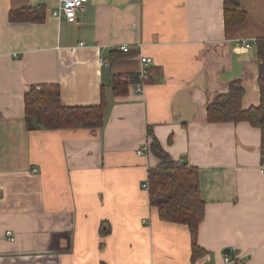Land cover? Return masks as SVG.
Segmentation results:
<instances>
[{
  "label": "crops",
  "instance_id": "crops-1",
  "mask_svg": "<svg viewBox=\"0 0 264 264\" xmlns=\"http://www.w3.org/2000/svg\"><path fill=\"white\" fill-rule=\"evenodd\" d=\"M59 1L0 0V264H264L261 131L206 120L233 79L242 108L259 103L264 0H239L247 19L228 34L222 0H88L74 22L51 15ZM25 6L43 20L9 21ZM141 56L143 91L114 95L112 74L137 75ZM39 84L66 106L103 96V124L27 129L24 95ZM153 138L198 168L194 260L188 227L160 219L142 187L156 159L137 150Z\"/></svg>",
  "mask_w": 264,
  "mask_h": 264
},
{
  "label": "trees",
  "instance_id": "trees-1",
  "mask_svg": "<svg viewBox=\"0 0 264 264\" xmlns=\"http://www.w3.org/2000/svg\"><path fill=\"white\" fill-rule=\"evenodd\" d=\"M224 32L230 33L247 19L239 0H222ZM44 18L42 7L25 6L9 11L12 22H39ZM259 103L242 108L244 87L240 79L229 81L225 93L216 94L206 105V120L212 122L246 121L261 131V152L264 155V37L255 40ZM150 76V73H149ZM149 80V79H148ZM146 80V82L148 81ZM138 81V75L114 73L111 89L114 95H124ZM105 98L98 105L66 106L60 100L57 84L31 86L24 95V117L29 130L98 128L104 121ZM147 136L151 137L149 129ZM156 164L147 171V190L151 205L157 208L160 219L188 227L194 260L204 253L196 241L197 229L204 216V201L199 191L198 168L185 160H177L153 138L149 143Z\"/></svg>",
  "mask_w": 264,
  "mask_h": 264
},
{
  "label": "built area",
  "instance_id": "built-area-1",
  "mask_svg": "<svg viewBox=\"0 0 264 264\" xmlns=\"http://www.w3.org/2000/svg\"><path fill=\"white\" fill-rule=\"evenodd\" d=\"M88 0H60L57 7L54 8L51 11V15L57 18L65 19L69 22H74L77 20V11L86 3ZM79 46H83V42L78 43ZM246 47H249L248 44L245 45ZM120 50L123 52H128L127 46H121ZM141 63L144 65V67L141 68V70L138 72V81L131 84V86L134 88V91L137 93H141L144 89L146 80L149 79V72H148V65L152 62L151 58L148 56H141L140 58ZM100 63H103V60H100ZM150 153L149 148V142L145 141L140 148L137 150L138 155H145ZM261 172H264V168L260 170ZM142 187L147 189V183L144 181L142 183ZM6 237L10 241H14L13 234L10 230L5 231ZM225 260H228V257H225Z\"/></svg>",
  "mask_w": 264,
  "mask_h": 264
},
{
  "label": "water",
  "instance_id": "water-1",
  "mask_svg": "<svg viewBox=\"0 0 264 264\" xmlns=\"http://www.w3.org/2000/svg\"><path fill=\"white\" fill-rule=\"evenodd\" d=\"M227 253H228V250H227Z\"/></svg>",
  "mask_w": 264,
  "mask_h": 264
}]
</instances>
